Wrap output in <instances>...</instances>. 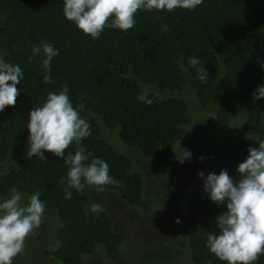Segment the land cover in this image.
Listing matches in <instances>:
<instances>
[{
    "label": "trees",
    "instance_id": "trees-1",
    "mask_svg": "<svg viewBox=\"0 0 264 264\" xmlns=\"http://www.w3.org/2000/svg\"><path fill=\"white\" fill-rule=\"evenodd\" d=\"M62 7L63 0H0V54L24 71L16 104L0 112V197L6 198L13 187L27 196L40 191L45 214L57 213L61 225L43 251L46 264H126L130 254L140 258L134 264H224L205 244L226 206L208 198L199 176L191 184H174V171L192 176L203 166L211 167L207 174L224 169L239 179L236 169L248 148L258 146L257 137L264 138V98H252L256 87L264 85V0H204L195 11H138L134 28L106 29L96 40L67 21ZM163 25L170 30L162 31ZM42 39L59 49L51 84L43 81L39 57L29 59L32 46ZM190 57L201 63L189 65ZM204 67L206 83L197 78ZM64 84L74 106L83 102L81 116L91 125L84 146L92 157L106 161L109 174L119 181L102 191L73 190L71 199H65V186L58 183L68 171L62 158L50 152H45L46 162L26 156L29 111ZM145 90L150 97L156 90L189 95L192 90L194 104L207 115L195 124L186 98L158 96L152 105L139 102L137 96ZM226 130L231 134L225 135ZM183 148L192 156L180 168L177 154ZM75 150L70 145L65 154ZM159 179L168 183L164 190L148 187ZM175 191L177 198L169 194ZM98 194L116 195L154 215L146 223L167 216L173 222L168 230L179 227L177 220H186L187 226L181 234L155 241L154 250L153 242L146 244L143 237L126 236L116 228ZM178 199L180 208L173 211ZM92 203L105 211L92 214ZM26 243L34 244L30 253L15 257L13 264L40 263L37 249L45 245ZM256 264H264V256Z\"/></svg>",
    "mask_w": 264,
    "mask_h": 264
},
{
    "label": "clouds",
    "instance_id": "clouds-1",
    "mask_svg": "<svg viewBox=\"0 0 264 264\" xmlns=\"http://www.w3.org/2000/svg\"><path fill=\"white\" fill-rule=\"evenodd\" d=\"M204 0H63L62 13L78 31L93 40L99 39L106 29L127 32L136 24L138 11L173 13L176 9L195 11ZM162 31L170 30L168 25ZM59 55L46 39L32 46V58L39 57L45 72V84L54 83L52 61ZM197 57H190L188 64H200ZM264 70V64H261ZM208 72L198 71L197 78L206 83ZM24 79L19 64L12 63L0 54V112L6 106H14L19 93L17 85ZM145 90L137 96L139 102L152 105L158 93L149 96ZM253 102L264 98V85H258L252 93ZM83 102L74 106L70 89L64 84L59 91H49L43 103L32 108L28 114V159L38 158L46 162L45 152L62 158L68 169L58 183L64 185L65 199H71L73 190L83 194L86 188L102 191L106 185H118L109 174V165L92 154L83 141L91 135L90 123L81 116ZM257 147L248 148L247 158L239 163L236 171L239 179L229 175L227 170L219 174L203 171L198 176L203 180V191L218 206L225 205L226 211L215 218L218 231L209 232L206 248L209 253L224 264H256L264 256V138L257 137ZM75 145V152L65 150ZM184 149V148H183ZM192 153L184 149L177 154L179 163L190 160ZM203 159V157H200ZM90 161V162H89ZM87 162V163H86ZM13 187L6 198L0 197V264H13L14 258L22 254L26 239L41 225L45 214V203L41 192L30 196ZM26 200V202H25ZM89 211L98 216L105 209L99 203H92ZM179 223V220H177Z\"/></svg>",
    "mask_w": 264,
    "mask_h": 264
},
{
    "label": "rangeland",
    "instance_id": "rangeland-1",
    "mask_svg": "<svg viewBox=\"0 0 264 264\" xmlns=\"http://www.w3.org/2000/svg\"><path fill=\"white\" fill-rule=\"evenodd\" d=\"M151 91L153 90V88L150 89ZM156 93H158V96L161 97H167V98H186L189 103V111L192 113V116L194 118L195 124H198L201 120H203L204 116H206V113H203V111H205V109L201 108V106L194 104L193 100L195 99L193 97V91H190V95L189 94H185L180 90H156ZM212 112H210L208 115H211ZM243 122V119L240 120ZM238 125V124H236ZM239 132H241L239 130ZM225 135H230L231 133L229 132V130H226ZM123 150V149H122ZM184 150V149H183ZM124 151V150H123ZM125 152V151H124ZM217 167V164H215ZM179 167L180 168H184V163H179ZM0 168H2L0 166ZM211 169V167H199L200 171H203L205 173V175H207V172ZM200 171H196L194 173H192V176L187 173L184 174L182 173V171H180L179 169L174 171V184L176 182H178V180L180 182H184V183H188L191 184L193 180L196 181V179L198 178V173ZM158 173L156 171H154V180H158L156 179ZM185 175L184 179L180 178V176ZM158 178V177H157ZM160 181H157V183L155 184L152 183L151 186H148L149 188H151L152 190H155V188L159 187L161 189L164 190L165 187H167L168 183L167 181L163 180V179H159ZM200 183V182H199ZM171 189V188H170ZM172 190V189H171ZM150 192V191H148ZM170 196L177 198L178 197V191L175 192H169ZM98 200L100 202H102V204L106 207V209L110 212V214L115 218V227L121 229V231L126 234V236H138V237H143L146 241V244H151L153 242V244L151 245L152 248L155 250L157 248V243H154L157 240H160L161 238H166L169 235H178L183 233L182 231L184 230V228L187 226V222L186 220L182 221L180 220L179 223H176L177 228L173 229V230H168V229H172L170 226L171 219L169 217L166 216V218H161L158 217L157 219L154 220V222L152 224L146 223L148 220L152 219L154 217V215H148V214H144L143 211H141L140 209L134 208V207H130L128 206L126 203H124L123 201H121L120 199L117 198L116 195H107V194H98ZM26 202V200H25ZM180 199H178V204H173V206L175 207V209H173V211H177V208H180ZM180 218V217H179ZM60 221H59V216L57 215V213L55 212H51L48 214L44 215L43 221L41 223V225L39 226V228H37L36 230H34V232L28 237L29 241H36V242H40L42 245H45V247H38V251L39 254L36 256L37 260L40 262L39 264H46L45 260V256L42 255L43 251L45 249L48 248V244L52 243V239L51 236L57 238V233L56 231H58L59 228ZM167 226L168 228L164 227ZM210 227V226H208ZM211 229L216 231V225L214 223L213 226H211ZM218 231V230H217ZM28 239H26L25 241V249L24 252L20 255L17 256V258L22 257V255L27 252L30 253V247L31 245L34 244H29L26 246V242L28 241ZM131 250H129L130 252ZM137 259H140L138 256H133L132 254L128 255V259L126 260V264H134V262H136ZM49 264V263H47ZM98 264H104L101 263L99 261ZM105 264H110V263H105Z\"/></svg>",
    "mask_w": 264,
    "mask_h": 264
}]
</instances>
